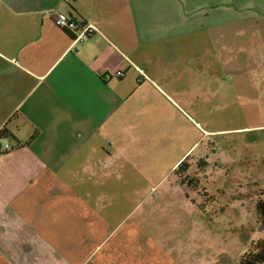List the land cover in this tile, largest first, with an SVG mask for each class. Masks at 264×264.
<instances>
[{"label": "crops", "instance_id": "1", "mask_svg": "<svg viewBox=\"0 0 264 264\" xmlns=\"http://www.w3.org/2000/svg\"><path fill=\"white\" fill-rule=\"evenodd\" d=\"M238 8L264 14V0H0V131L12 146L0 153V264H182L81 181L121 170L102 131L127 121L132 80L160 64L150 46L228 25ZM54 15L96 32L74 42Z\"/></svg>", "mask_w": 264, "mask_h": 264}, {"label": "rangeland", "instance_id": "2", "mask_svg": "<svg viewBox=\"0 0 264 264\" xmlns=\"http://www.w3.org/2000/svg\"><path fill=\"white\" fill-rule=\"evenodd\" d=\"M238 9L228 25L150 46L160 64L132 80L127 121L102 131L121 170L80 183L182 264H240L247 239L264 238L254 211L264 199V14ZM186 156L193 187L176 175Z\"/></svg>", "mask_w": 264, "mask_h": 264}, {"label": "trees", "instance_id": "3", "mask_svg": "<svg viewBox=\"0 0 264 264\" xmlns=\"http://www.w3.org/2000/svg\"><path fill=\"white\" fill-rule=\"evenodd\" d=\"M80 24L83 22H79ZM5 130L0 131V136L5 137ZM188 157L186 156L182 159L176 167V175L178 177V182L181 185L192 186L188 179H185V175L182 176V172H185L188 168L187 163ZM202 162L198 160L197 164ZM205 162V161H204ZM254 211L256 218L260 219V223L264 225V199L258 197L254 202ZM240 264H263L264 263V238H257L251 240L244 252L239 257Z\"/></svg>", "mask_w": 264, "mask_h": 264}, {"label": "built area", "instance_id": "4", "mask_svg": "<svg viewBox=\"0 0 264 264\" xmlns=\"http://www.w3.org/2000/svg\"><path fill=\"white\" fill-rule=\"evenodd\" d=\"M66 2L70 0H65ZM54 22L57 26L67 31L74 32L73 41H79L96 32V28L91 23H79L72 17L54 15ZM12 146L5 140V137L0 136V153L10 150ZM264 264V263H263Z\"/></svg>", "mask_w": 264, "mask_h": 264}, {"label": "flooded vegetation", "instance_id": "5", "mask_svg": "<svg viewBox=\"0 0 264 264\" xmlns=\"http://www.w3.org/2000/svg\"><path fill=\"white\" fill-rule=\"evenodd\" d=\"M200 159H203V160H204V158H202V157H199V158H197V161H198V160H200ZM205 163L207 164V162H206V161H205Z\"/></svg>", "mask_w": 264, "mask_h": 264}]
</instances>
